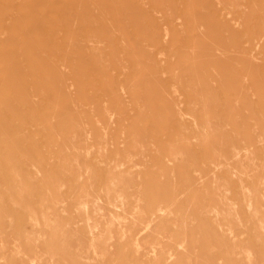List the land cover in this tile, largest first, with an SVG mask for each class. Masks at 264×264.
<instances>
[{"label":"rangeland","instance_id":"rangeland-1","mask_svg":"<svg viewBox=\"0 0 264 264\" xmlns=\"http://www.w3.org/2000/svg\"><path fill=\"white\" fill-rule=\"evenodd\" d=\"M0 264H264V0H0Z\"/></svg>","mask_w":264,"mask_h":264},{"label":"bare ground","instance_id":"bare-ground-1","mask_svg":"<svg viewBox=\"0 0 264 264\" xmlns=\"http://www.w3.org/2000/svg\"><path fill=\"white\" fill-rule=\"evenodd\" d=\"M203 116V115H202Z\"/></svg>","mask_w":264,"mask_h":264}]
</instances>
